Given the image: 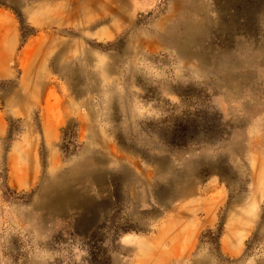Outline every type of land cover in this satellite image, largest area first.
Returning a JSON list of instances; mask_svg holds the SVG:
<instances>
[{
  "label": "rangeland",
  "instance_id": "rangeland-1",
  "mask_svg": "<svg viewBox=\"0 0 264 264\" xmlns=\"http://www.w3.org/2000/svg\"><path fill=\"white\" fill-rule=\"evenodd\" d=\"M256 168L264 0H0V264H264Z\"/></svg>",
  "mask_w": 264,
  "mask_h": 264
},
{
  "label": "bare ground",
  "instance_id": "bare-ground-1",
  "mask_svg": "<svg viewBox=\"0 0 264 264\" xmlns=\"http://www.w3.org/2000/svg\"><path fill=\"white\" fill-rule=\"evenodd\" d=\"M112 7H113V9H115V11L118 9V8H116L115 4ZM169 37H171L172 40L176 44H178V46H182L181 41L180 40H177V38L174 37V35L173 36L172 35H169ZM34 155H33V152L31 150H29V149L28 150H22L19 154L17 153V154H14L13 155V157H12V163H13V165H12V177H13V180L15 181L14 184H16L17 187H22V185L24 183V180L27 177H29L30 175H32V173L34 171H36L35 170L36 169L35 168V164L36 163H35ZM19 161L21 162L20 165H18V162ZM255 179H256V184H255L256 186L253 188V190L255 191V193L253 194L254 198L253 199H250L252 202H250V204L248 202L247 204H249V205L247 207H245L244 210L241 211L242 212L241 217L239 216L240 214L237 215L238 218H240V220L241 219H243V220L244 219H246V220L247 219H250L251 220V218H248L247 215L256 214L255 212L257 210L258 204L260 205L259 201H260V199L262 197V192H263V189H264V174H263V172H262L261 169H257L256 168ZM52 190H53L52 192H53L54 195H56V194L60 193V191H62L61 188H55V189H52ZM251 196H252V194H251ZM243 214H244V216H243ZM233 218H236V217H233ZM234 230H237V229L234 228Z\"/></svg>",
  "mask_w": 264,
  "mask_h": 264
}]
</instances>
